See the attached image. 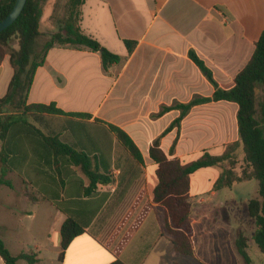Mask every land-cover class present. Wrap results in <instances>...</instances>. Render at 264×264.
<instances>
[{
	"label": "crops",
	"instance_id": "0c3cea01",
	"mask_svg": "<svg viewBox=\"0 0 264 264\" xmlns=\"http://www.w3.org/2000/svg\"><path fill=\"white\" fill-rule=\"evenodd\" d=\"M44 6L38 48L59 31L65 18L54 17L49 5ZM80 27L123 60L105 71L98 52L54 46L34 75L28 104L55 103L65 113L90 116L28 113L27 118L44 133L86 153L85 162L92 171L110 182L98 184L95 192L83 196L91 181L81 164L56 151L44 158L22 129H16L7 143V151L12 152L5 177L0 162V181L10 183L0 182V238L14 255L36 252L37 264H111L117 259L125 264H173L160 257L168 246L174 249L165 234L166 210L152 199L158 178L149 151L153 141L180 116V110L156 115L163 106L213 97L215 87L189 57L191 50L221 88L234 86L264 31V0H85ZM127 40L136 43L132 51ZM13 75L8 55L0 62V98L7 94ZM238 111L237 103L225 100L198 104L181 121L174 155L170 149L178 128L162 138L161 148L169 158H189L204 150L223 155L228 146L240 142ZM256 118L264 129V87L257 89ZM110 125L130 135L142 161L118 141ZM231 156L237 161L233 171L241 175L246 166L242 145ZM225 167L231 166L202 168L191 176L193 257L205 261L203 238L213 235L215 260L225 263L229 255L241 264L237 235L242 232L247 238L257 226L248 212L252 198L242 202L239 197L259 182H235L215 190ZM26 188L41 200L29 202ZM239 201L245 206L239 207ZM41 211L52 221L45 238L24 221L33 222ZM67 213L81 214L90 222L61 260V227ZM197 235L202 257L195 243ZM0 264H5L1 256ZM18 264L29 263L20 259Z\"/></svg>",
	"mask_w": 264,
	"mask_h": 264
},
{
	"label": "trees",
	"instance_id": "16d2710c",
	"mask_svg": "<svg viewBox=\"0 0 264 264\" xmlns=\"http://www.w3.org/2000/svg\"><path fill=\"white\" fill-rule=\"evenodd\" d=\"M47 0H27L25 8L20 17L6 30L0 33V62L6 56L14 69V75L9 85L7 94L0 98V162L2 164L1 176L5 177L8 172L7 163L10 158V149L7 143L14 138V131L19 129L28 137L32 145L40 149L37 154L47 158L56 151L58 155L67 156L72 162L81 164L83 172L89 177L91 183L85 188L83 196L91 195L97 189V185H107L110 180L103 175L92 171L87 164L86 153H78L74 147L64 143L58 136L44 133L34 123L28 120L27 114H61L75 117H89L86 113H65L57 108L55 103L28 104V94L33 84L37 69L45 62L48 51L54 46L83 47L98 52L101 56L105 71L113 64L120 63L123 58L104 47L98 40L86 35L80 27L81 7L85 0H68L66 4V16L60 21L59 31L41 47H37V39L40 36L39 25L43 14V6ZM16 0H0V22L12 11ZM16 41L17 47L13 42ZM128 49L133 50L134 41H125ZM189 57L215 87L213 97L195 98L187 104L174 103L172 106H163L156 115L162 116L165 112L177 109L180 116L154 141L150 147L149 155L157 164L158 184L152 192L154 203L161 205L167 214V226L165 234L172 241L176 253L184 256H194L193 227L191 224L192 203L190 201L191 176L202 168L222 166L227 163L231 167H225L223 173L214 185L215 190L232 187L235 182H243L256 179L259 182L258 194L248 202V212L255 220L257 230L254 241L264 253V129L256 118L257 115V89L264 87V31L256 43L253 56L247 65L235 77V84L230 89L221 88L214 80L212 72L194 51H190ZM230 101L239 105L237 115L240 142L228 146L223 155H214L204 150L189 158H169L161 148V140L174 128L181 127L182 119L191 109L201 103L209 101ZM111 131L116 135L118 141L137 160L142 161V155L130 135L118 126L110 125ZM18 130V131H19ZM177 138L170 149V155H174ZM242 145L244 152L245 168L238 175L233 171L237 163L236 157L231 156L236 148ZM45 163H47V160ZM0 182L5 184V180ZM25 197L29 202H38L34 192L25 189ZM58 207L66 213L62 205ZM90 220L81 214L67 213V218L61 227V253L60 259L71 242L85 233ZM236 246L243 258L244 264H253L252 258L247 252V238L242 232L237 235ZM0 256L5 264H18L20 259L29 264H37L39 255L36 252L20 253L14 255L3 239L0 238ZM111 264H125L117 259Z\"/></svg>",
	"mask_w": 264,
	"mask_h": 264
},
{
	"label": "rangeland",
	"instance_id": "374dc122",
	"mask_svg": "<svg viewBox=\"0 0 264 264\" xmlns=\"http://www.w3.org/2000/svg\"><path fill=\"white\" fill-rule=\"evenodd\" d=\"M47 1L44 3V5L45 6L47 4L49 5L51 12L52 13L54 12V14H53L54 17L60 19L61 17L63 18L64 16H66V4H67L68 0H50V1L47 0ZM14 42H16V41H14ZM180 136H181V130L179 129L177 131V135L175 137V139L177 138V143L180 139ZM175 139H174V141H175ZM198 176L199 175L194 176L193 180L195 181ZM258 187H259V184H257L256 187L250 186L246 190L242 191L241 192L242 194L240 195L239 200L243 202V198H247V197L248 198H256V197H258L259 196V194H258L259 188ZM236 196H235V198H236ZM242 202H240L239 207L245 206L242 204ZM45 205H47V204H44L43 207H45ZM24 221L26 224L31 223V225H33V227L36 230L41 231V234L42 235L44 234L43 235L44 238H45V236H47L48 226L52 224L51 217L46 215L44 211H41L38 214L37 218L33 222H31V220H29L27 218H25ZM249 227H247V228H249ZM253 236H254V234L252 235L251 232H248V235H247V244H248L247 252H248L249 256L252 258V260H254L253 264H264V253L259 249V247L255 243ZM198 237H199V235L196 236V240H195L197 249H198V243H199ZM203 240L206 243V246L204 248L205 253L202 254L203 257L205 256L204 257L205 261H201L200 259H197V257L195 258L193 256H184V255L178 254L175 251H171L170 246H168V252L162 251V256H160L163 258L162 262H165V261L166 262H174L173 264H220L219 260H215V258H214L215 257L214 236L213 235H206V236H204ZM198 255L202 257L199 249H198ZM226 257L228 259L227 262L221 263V264H237L235 259H230L229 255H226ZM238 257L241 261V264H244L243 258H241L240 256H238Z\"/></svg>",
	"mask_w": 264,
	"mask_h": 264
},
{
	"label": "water",
	"instance_id": "95a60500",
	"mask_svg": "<svg viewBox=\"0 0 264 264\" xmlns=\"http://www.w3.org/2000/svg\"><path fill=\"white\" fill-rule=\"evenodd\" d=\"M27 0H16V3L9 15L0 22V33L10 27L22 14Z\"/></svg>",
	"mask_w": 264,
	"mask_h": 264
}]
</instances>
